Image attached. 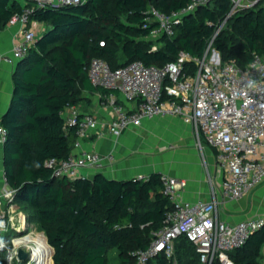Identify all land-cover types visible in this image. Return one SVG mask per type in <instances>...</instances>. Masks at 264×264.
Here are the masks:
<instances>
[{
  "label": "trees",
  "instance_id": "1",
  "mask_svg": "<svg viewBox=\"0 0 264 264\" xmlns=\"http://www.w3.org/2000/svg\"><path fill=\"white\" fill-rule=\"evenodd\" d=\"M189 1L87 0L38 6L36 0H0L1 29L25 8L32 9L31 21L47 26L17 63L12 98L0 125L7 132L4 175L16 191V202H23L28 220L53 247V264H108L111 249L120 264H136V251L148 247L154 233L168 224L167 214L174 204L163 192L160 172L147 180L137 176L118 180L99 171L90 177L57 178L46 161L66 158L75 149L77 129L66 124L63 112L85 99L86 92L111 91L92 83L93 57L116 68L133 60L163 66L180 51L194 56L204 53L231 0H212L199 7L183 18L172 36L154 40L150 28L143 26L150 6L169 13ZM213 45L222 61L234 59L242 66L254 53L264 54V0L235 12ZM187 242L193 244L180 236L174 250L181 253L180 260L192 257L189 263L196 264L200 255L193 249L186 251ZM263 246L264 225L230 252V258L233 264H259ZM5 256L6 252L0 253V264H7ZM152 259L165 263L167 256L160 253L147 264Z\"/></svg>",
  "mask_w": 264,
  "mask_h": 264
},
{
  "label": "built area",
  "instance_id": "2",
  "mask_svg": "<svg viewBox=\"0 0 264 264\" xmlns=\"http://www.w3.org/2000/svg\"><path fill=\"white\" fill-rule=\"evenodd\" d=\"M85 1L36 0L38 6H64ZM211 1L190 0L186 6L169 13L152 5L145 12L143 26L150 28L149 37L154 40L163 35L172 36L186 15ZM258 1L231 0L230 10L218 24L201 56L180 51L175 60L163 66L133 60L116 68L103 58L93 57L89 77L94 85L111 90L102 96V102L112 113L110 120L102 124L95 114L81 113L75 106L63 112L66 124L77 129L75 148H81L84 138L99 129L120 134L124 129L139 127L156 117L178 116L192 125L200 148L203 137L215 151L222 182L219 193L214 192L209 200L180 199L179 190L186 185L185 180L161 173L163 192L169 196L174 208L167 214L168 224L154 233L149 246L136 251V264H147L160 253L170 256L174 241L180 236L195 245L203 263L212 264L218 260L221 264H233L230 252L241 247L250 234L264 225L263 216L231 223L220 211L226 203L248 196L264 182V54L254 53L242 66L234 59L222 61L220 52L213 45L215 37L235 12L252 7ZM31 12V8H25L8 21L6 27L19 26V36L9 51L0 52V65L16 66L33 45L37 30L32 25ZM153 47L157 48V45ZM187 63L194 69L190 70ZM123 102H133L135 106L127 108ZM6 139V129L0 125V142L4 143ZM114 159L113 153L80 149L63 159L49 158L46 165L53 169L55 177L74 179L85 177L84 170L98 171L107 164L111 166ZM137 177L147 180L149 176ZM15 194L2 172L0 242L3 247H0V253L6 252L7 264L32 261L28 241L20 239L33 235L45 237V233L28 220L26 213L17 211ZM20 248L29 253L26 260L18 258Z\"/></svg>",
  "mask_w": 264,
  "mask_h": 264
},
{
  "label": "crops",
  "instance_id": "3",
  "mask_svg": "<svg viewBox=\"0 0 264 264\" xmlns=\"http://www.w3.org/2000/svg\"><path fill=\"white\" fill-rule=\"evenodd\" d=\"M32 25L36 27L37 38L47 28L43 22L32 21ZM19 36V26H9L0 32V52L9 51ZM15 66L0 65V119L7 110L13 93V72ZM86 97L80 101L75 107L81 113H93L96 115L100 123L105 124L111 118L109 107L102 102L100 93L90 95L84 93ZM127 108L135 106L133 102H123ZM69 109V107H68ZM170 118L173 120H184L178 116H162L152 120H147L139 127L127 128L120 134H112L106 129L91 132L81 143V148H75L77 153L80 149L96 150L101 154H114V162L106 165L99 172L106 176L118 180L130 179L132 177L145 175L149 176L154 172L165 173L179 179H183L186 185L179 190V198L186 201H196L198 199L209 200L213 193H219L222 173L218 170L214 149L203 139L201 149L196 148L193 139L188 133H179L174 141L167 139L163 143L165 152L155 153L153 149L145 152V146L138 147L132 140L139 136V140L143 141L142 130H146L148 126L158 118ZM191 130L193 127L191 124ZM140 132V133H138ZM127 136H133V138ZM162 142V141H161ZM148 150V149H147ZM3 172V143L0 142V180ZM97 171L84 170V176L90 177ZM23 205V204H21ZM26 213L25 210H22ZM223 217L235 223L239 220L251 216L264 217V182L259 185L248 196L226 203L220 209ZM32 223V222H31Z\"/></svg>",
  "mask_w": 264,
  "mask_h": 264
},
{
  "label": "rangeland",
  "instance_id": "4",
  "mask_svg": "<svg viewBox=\"0 0 264 264\" xmlns=\"http://www.w3.org/2000/svg\"><path fill=\"white\" fill-rule=\"evenodd\" d=\"M122 60L125 61L124 56H122ZM187 124H190V123L186 122L185 120L183 122L180 120H173V119L166 118V117L158 118L156 121L152 122L146 130L140 131L141 133L138 132L142 135L143 141L139 140L140 135L137 136L136 139L134 138V140H132V141L138 147L145 146V144H146L145 152L149 151L150 148L153 149L155 153L159 152L160 150H162L161 152H165L164 151V150H166L165 147L159 146L160 143H161V145H163V143L165 142L166 139L168 141L172 142L175 140L176 135L178 137L179 133L181 134V132H182V133H188L190 135V137L193 139V144L195 145V147L199 148V150H200L201 148L198 146V136L194 132V129L191 130L190 126H188ZM129 137L130 136H127L128 139H130L131 137L133 138V136H131L130 138ZM203 139L204 138L202 137L201 138L202 144H203ZM15 202H16V200H15ZM16 204H17V211L24 210L23 205H21V204H23V202L17 201ZM26 215H27V213H26ZM27 218H28V215H27ZM32 223L35 224L34 222H32ZM12 234H13V232H12ZM16 235H19V233L16 232ZM32 237H33V240H32L33 243H31V241H28V243L30 245V252L32 250L31 246L35 244V240L40 238V237H35V235H33ZM46 240H47V238H46ZM22 242H25V241L22 240ZM47 243H48V241H47ZM187 245H188V247H187L186 251L187 250L191 251L193 249L196 252L195 246L193 244L187 242ZM49 246L53 250V247L50 244H49ZM176 247H177V245H176ZM176 249L177 248H175V250L173 251V253L170 256H167L165 263L159 262L155 259H152L149 264H192V263H189V262H193L194 259L192 257H188V259L186 260L187 262L180 260L179 256L181 255V253L176 251ZM184 251L185 250H182L181 252H184ZM53 252H54V250H53ZM262 253H263V255L259 260V264H264V246L262 247ZM116 255H117L116 251L114 249H111L109 252L108 264H120L119 261L116 259ZM16 264H36V263H34V261L31 262V261L27 260V261H22V262L17 261ZM52 264H53V253H52ZM196 264H204V263L197 259Z\"/></svg>",
  "mask_w": 264,
  "mask_h": 264
},
{
  "label": "bare ground",
  "instance_id": "5",
  "mask_svg": "<svg viewBox=\"0 0 264 264\" xmlns=\"http://www.w3.org/2000/svg\"><path fill=\"white\" fill-rule=\"evenodd\" d=\"M32 241L33 237H24L20 241ZM31 260L36 264H52V248L48 245L45 237L35 240V244L31 246ZM31 261V262H32Z\"/></svg>",
  "mask_w": 264,
  "mask_h": 264
},
{
  "label": "water",
  "instance_id": "6",
  "mask_svg": "<svg viewBox=\"0 0 264 264\" xmlns=\"http://www.w3.org/2000/svg\"><path fill=\"white\" fill-rule=\"evenodd\" d=\"M16 66H15V68H16ZM28 257H29V253L24 248H20L18 250V258L20 260H26Z\"/></svg>",
  "mask_w": 264,
  "mask_h": 264
},
{
  "label": "clouds",
  "instance_id": "7",
  "mask_svg": "<svg viewBox=\"0 0 264 264\" xmlns=\"http://www.w3.org/2000/svg\"><path fill=\"white\" fill-rule=\"evenodd\" d=\"M0 247H3V244H2V242H0Z\"/></svg>",
  "mask_w": 264,
  "mask_h": 264
}]
</instances>
